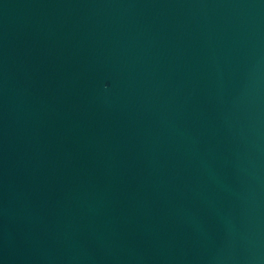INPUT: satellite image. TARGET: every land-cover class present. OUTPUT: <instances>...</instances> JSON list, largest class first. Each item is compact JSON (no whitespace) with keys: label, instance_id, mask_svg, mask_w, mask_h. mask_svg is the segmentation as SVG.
I'll return each instance as SVG.
<instances>
[{"label":"water","instance_id":"1","mask_svg":"<svg viewBox=\"0 0 264 264\" xmlns=\"http://www.w3.org/2000/svg\"><path fill=\"white\" fill-rule=\"evenodd\" d=\"M0 264H264V0H0Z\"/></svg>","mask_w":264,"mask_h":264}]
</instances>
